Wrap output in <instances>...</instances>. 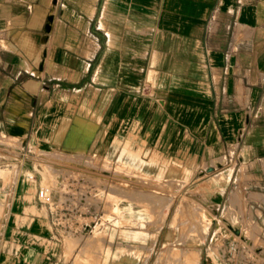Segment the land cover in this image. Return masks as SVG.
<instances>
[{"label":"crops","instance_id":"crops-1","mask_svg":"<svg viewBox=\"0 0 264 264\" xmlns=\"http://www.w3.org/2000/svg\"><path fill=\"white\" fill-rule=\"evenodd\" d=\"M0 133L23 158L34 148L83 151L98 159L86 165L95 170L106 157L180 175L183 186L227 181L230 173L213 170L227 156L246 165L264 157V0H0ZM48 159L61 162L54 172L44 164L49 183L33 172V187L5 192L0 213L18 239L0 264H39L62 226L91 209L97 174ZM217 183L194 196L222 200ZM35 185L51 187L50 204ZM263 226L251 214L226 223L240 231L233 240L246 230L259 237Z\"/></svg>","mask_w":264,"mask_h":264},{"label":"rangeland","instance_id":"rangeland-1","mask_svg":"<svg viewBox=\"0 0 264 264\" xmlns=\"http://www.w3.org/2000/svg\"><path fill=\"white\" fill-rule=\"evenodd\" d=\"M0 142V204L3 207L11 199L9 195L5 196L6 191L14 192L17 187H33V172L42 176V184L49 183L50 174L46 167L54 172V167L58 168L60 165L57 164L58 160L53 164L49 163L48 158H66L81 163L85 160V166L73 161L69 167L85 172L86 175L97 174V180L93 182L96 193L89 202L91 209L69 219L65 227L62 226L58 243H52L46 248L48 251L42 254L39 264H113V261H120L124 254L133 258L127 264H154L161 251L165 252L163 257L179 252L191 257L197 249L201 252L199 264H264V239L259 240L264 236V229L259 237L251 236L254 231H242L246 234L240 240H233V236L240 232L238 229H226V223L246 220L250 214L264 225V157H261L264 154L247 165L244 156L236 164L233 159L229 162L228 156L223 160L218 157L217 160H222V164L217 163L213 170L230 173L227 181L226 176L214 177V181L222 183V187L224 185L227 193L226 197L218 200L215 197L194 196L198 193H213L220 188L213 184V175H208L207 181H203L205 178L197 179L183 186L174 180L179 179L180 175H148L132 165L111 159L108 164L104 161L106 157H99L100 162L102 161L101 168L92 169L87 166L95 167L97 163L83 151L74 156L56 149H39L40 154L48 157L45 158L36 153L37 149L34 148L23 158L17 149L7 146L20 145L14 137L0 133ZM87 158L92 162H86ZM119 164L121 165L117 166ZM212 165H215L214 161ZM163 171V168L158 169V173ZM237 176L241 177L239 182L236 181ZM16 178L19 179L18 183ZM39 178L36 180L37 184ZM86 185L88 184L82 183L81 186L87 190L92 189L86 188ZM36 189L37 185L33 188V194ZM178 189L180 195L174 198L170 208L168 206L164 210L166 214L163 221H159L157 215L160 203ZM234 190L240 198L232 192ZM228 193L230 195L226 201ZM240 205V211L234 213ZM7 216L0 213L1 260L5 259L10 240L18 239L12 225L6 226ZM127 244L131 245V253L125 251ZM37 245L42 249L43 245ZM15 256L13 253L10 260Z\"/></svg>","mask_w":264,"mask_h":264},{"label":"bare ground","instance_id":"bare-ground-1","mask_svg":"<svg viewBox=\"0 0 264 264\" xmlns=\"http://www.w3.org/2000/svg\"><path fill=\"white\" fill-rule=\"evenodd\" d=\"M58 155V154H57ZM67 156H69V155H67ZM86 158V157H85ZM93 160V159H92ZM98 160V159H97ZM97 160H95L96 161V163H97ZM129 160V159H128ZM85 160H83V162H84ZM106 163H111L110 161H108V160H104ZM82 162V163H83ZM86 162H88V163H90V162H92L91 160H89L88 158H87V160H86ZM95 163V164H96ZM121 164H119V165H117V166H120ZM105 167V166H104ZM30 177V176H29ZM184 181V180H183ZM181 182V181H180ZM187 182V181H186ZM213 184L215 185V186H217L218 187V183H217V181H213ZM207 188V187H206ZM209 188V187H208ZM208 194V193H207ZM171 201H172V198H171V196H168L167 198H166V200H164V202H161L160 203V207H158V215H157V219L159 220V221H163V219H164V216H165V212H164V210L170 205V203H171ZM161 225H162V223H161ZM135 233H137V232H135ZM158 234V233H157ZM179 240H181V239H179ZM177 241V240H176ZM183 242V241H182ZM131 245L130 244H127L126 245V248H125V251H127V253L130 251V253H131ZM134 247V246H133ZM132 249H134V248H132ZM167 250V249H166ZM165 250V251H166ZM133 252V251H132ZM182 252H183V250H182ZM135 253V252H134ZM165 254V252H163V251H161L160 253H158V255H157V258H156V260H155V262H154V264H199L200 263V256H201V252H200V250L199 249H197V251H196V253L194 254V255H191V257H190V255L188 254H185L184 252L182 253V254H180V252L179 253H176V254H174V255H172V256H167V257H163V255ZM168 255V254H167ZM162 257H163V259H162ZM133 258L132 257H130V255L129 254H124L123 256H122V258H121V260L120 261H118L117 263L115 262V261H113V264H127V263H129V261L130 260H132Z\"/></svg>","mask_w":264,"mask_h":264},{"label":"built area","instance_id":"built-area-1","mask_svg":"<svg viewBox=\"0 0 264 264\" xmlns=\"http://www.w3.org/2000/svg\"><path fill=\"white\" fill-rule=\"evenodd\" d=\"M38 200L43 204H50L52 202V189L48 185L40 186L36 191Z\"/></svg>","mask_w":264,"mask_h":264}]
</instances>
